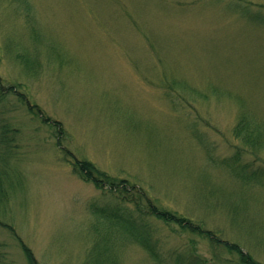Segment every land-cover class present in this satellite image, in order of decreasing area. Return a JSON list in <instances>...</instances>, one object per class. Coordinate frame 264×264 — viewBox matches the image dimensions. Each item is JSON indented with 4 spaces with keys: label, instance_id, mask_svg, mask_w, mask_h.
Instances as JSON below:
<instances>
[{
    "label": "rangeland",
    "instance_id": "rangeland-1",
    "mask_svg": "<svg viewBox=\"0 0 264 264\" xmlns=\"http://www.w3.org/2000/svg\"><path fill=\"white\" fill-rule=\"evenodd\" d=\"M248 1L0 0V264H30L23 243L39 264H98L106 234L113 264H188L193 249L238 264L148 217L153 261L100 214L135 205L74 157L264 264V146L234 133L244 111L264 126V0Z\"/></svg>",
    "mask_w": 264,
    "mask_h": 264
},
{
    "label": "trees",
    "instance_id": "trees-1",
    "mask_svg": "<svg viewBox=\"0 0 264 264\" xmlns=\"http://www.w3.org/2000/svg\"><path fill=\"white\" fill-rule=\"evenodd\" d=\"M234 2L240 6H245L253 10V6L249 4L248 0H234ZM254 15L258 16V19L264 23V6H259V9L254 10ZM239 118L240 122L234 130L236 136L242 137V139L245 140L244 142L252 148L260 149L262 145L264 146V126L254 121L252 114L246 111H244ZM59 134H63V128H60ZM69 154L71 153L69 152ZM72 166L74 172L83 180L94 183L98 189H105L108 187L111 192L118 193L121 200L135 205V212L127 210L120 205L117 207H108L103 210L104 213L100 214L114 225L120 226L125 231L121 233L141 245L153 261L162 263L164 261V255L156 245L154 232L149 231L148 217H154L168 225L172 224L178 226L182 231H186L184 233L208 240L217 250L234 255L235 258H237L236 262L238 264H263L256 260L251 253L245 252L242 246L237 242L235 243L224 239L219 236L217 232H213V230L207 229L204 225L196 223L177 212L158 207L142 189H135V186H130L128 180H118L108 175L106 172L101 171L94 163L87 160H79L74 157ZM241 178L243 179V176ZM134 190H137L138 194L134 193V195H132ZM101 210L102 209L99 211ZM101 239L111 246L106 250L108 251L106 253L107 255L104 256L103 253L100 252L96 256L100 260L98 264H103V262L113 264L116 260L113 252L114 238L111 234H106ZM23 248L28 256L30 264H39L31 248L24 243ZM186 258L188 259V264H205L195 253L194 249L188 250ZM175 260L176 264H186L182 256L176 257Z\"/></svg>",
    "mask_w": 264,
    "mask_h": 264
}]
</instances>
